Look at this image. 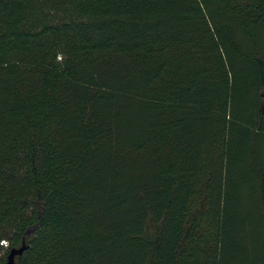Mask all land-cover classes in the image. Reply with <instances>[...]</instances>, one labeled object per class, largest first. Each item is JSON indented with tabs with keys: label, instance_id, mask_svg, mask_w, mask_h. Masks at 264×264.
Returning <instances> with one entry per match:
<instances>
[{
	"label": "trees",
	"instance_id": "trees-1",
	"mask_svg": "<svg viewBox=\"0 0 264 264\" xmlns=\"http://www.w3.org/2000/svg\"><path fill=\"white\" fill-rule=\"evenodd\" d=\"M264 264V0H0V264Z\"/></svg>",
	"mask_w": 264,
	"mask_h": 264
},
{
	"label": "water",
	"instance_id": "water-1",
	"mask_svg": "<svg viewBox=\"0 0 264 264\" xmlns=\"http://www.w3.org/2000/svg\"><path fill=\"white\" fill-rule=\"evenodd\" d=\"M26 249L27 247L24 245L20 249L12 250L6 264H16V257L23 255Z\"/></svg>",
	"mask_w": 264,
	"mask_h": 264
}]
</instances>
